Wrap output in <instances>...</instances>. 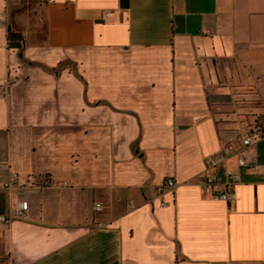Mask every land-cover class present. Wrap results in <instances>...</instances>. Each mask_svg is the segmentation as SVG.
I'll return each mask as SVG.
<instances>
[{
  "label": "crops",
  "instance_id": "crops-1",
  "mask_svg": "<svg viewBox=\"0 0 264 264\" xmlns=\"http://www.w3.org/2000/svg\"><path fill=\"white\" fill-rule=\"evenodd\" d=\"M256 123L264 0H0V264H264Z\"/></svg>",
  "mask_w": 264,
  "mask_h": 264
},
{
  "label": "built area",
  "instance_id": "built-area-1",
  "mask_svg": "<svg viewBox=\"0 0 264 264\" xmlns=\"http://www.w3.org/2000/svg\"><path fill=\"white\" fill-rule=\"evenodd\" d=\"M263 134L262 132V127L260 123L253 124L251 126L245 127V129L242 131V133L239 136V142L241 146H246L249 144L251 141H253L254 137L259 136ZM231 151L230 147L228 145L223 146L221 152L224 155L229 154ZM204 164L206 167H212L216 164V158L214 156H206L204 158ZM237 164L239 166L245 165V158L243 155H239L237 157ZM16 179V174L13 173L11 175V178L5 183L6 186L10 184V182L15 181ZM216 177L214 175L208 176L206 180L201 183L200 185V190L203 193L209 194L211 198L214 199H219L224 201L227 204H231L234 202V184L238 179L237 173L226 170L224 179L221 182L222 187L221 188H213V184L216 183ZM176 182L173 180V178H167L165 179L158 187L157 190L161 191L164 188H167L171 191L175 190L176 187ZM164 203L161 202L159 206H162ZM27 208V202L24 199H21L17 205L14 208L13 216L12 217H18V218H25V212ZM11 216H4L0 215V222L3 223H8L10 219L12 218Z\"/></svg>",
  "mask_w": 264,
  "mask_h": 264
},
{
  "label": "trees",
  "instance_id": "trees-1",
  "mask_svg": "<svg viewBox=\"0 0 264 264\" xmlns=\"http://www.w3.org/2000/svg\"><path fill=\"white\" fill-rule=\"evenodd\" d=\"M7 38H8L9 44H12V40H13L15 41L14 45L19 48V43L17 42V39L15 38V36H12L10 33H8ZM261 127H262V132L264 133V124H261Z\"/></svg>",
  "mask_w": 264,
  "mask_h": 264
}]
</instances>
